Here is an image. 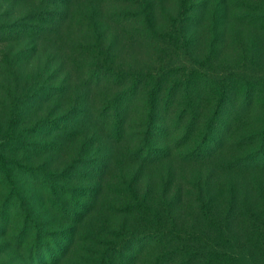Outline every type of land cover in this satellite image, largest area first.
Masks as SVG:
<instances>
[{
    "label": "rangeland",
    "instance_id": "1",
    "mask_svg": "<svg viewBox=\"0 0 264 264\" xmlns=\"http://www.w3.org/2000/svg\"><path fill=\"white\" fill-rule=\"evenodd\" d=\"M228 4L71 0L49 30L0 0L47 28L0 43V264H264V24Z\"/></svg>",
    "mask_w": 264,
    "mask_h": 264
},
{
    "label": "trees",
    "instance_id": "2",
    "mask_svg": "<svg viewBox=\"0 0 264 264\" xmlns=\"http://www.w3.org/2000/svg\"><path fill=\"white\" fill-rule=\"evenodd\" d=\"M11 1L22 2L25 0H11ZM40 1L44 4L53 5L55 7H60L61 9L60 10L50 9L46 12H42V14L44 13V14L48 15V18H45L46 20H43L44 18L42 17L41 13L37 12L36 14L30 13L24 17L25 19L18 20V21H12L11 23L6 24L4 22H0V43L10 44V45H16V44L24 45V49H23L24 51L23 52H26L29 50L28 47L34 46L36 44V40H34V35H36V34L40 35L42 33V31H40V29L46 28V27L44 28V27H39V26L33 25L32 24L33 21L43 20V21L49 22L50 26H47V27L50 30V29H54V23L61 21V20L66 18L67 14H68L67 8H68L71 0H40ZM233 2L236 3V0H230V4H228V7H230V9L231 8L233 9V6L235 9H237L238 7H236V6L241 5L242 10L245 9V11L246 10L250 11V12H245L243 14H239V15L235 16V18L238 22H240L242 24H252L253 23V25H257V26L261 22L264 24V15L262 16V12H260V13L253 12V10L255 8H259V7H256V6L249 4V3H246L244 1L240 2V3H236V5L233 4ZM237 4H239V5H237ZM28 17H30V18H28ZM4 19L5 18H3L2 20H4ZM27 57H31V56H27ZM41 90H42V88L40 89V92H41ZM158 90H159V87H157V91ZM174 90H175V88L172 87L170 92H169V99L171 97H173V95H175ZM50 91H51V88H46L44 91V94L41 96L40 94H37L38 90H36L35 96L34 97L32 96L30 98L31 103L34 102L32 99H35V101L37 103H39L40 105H43L44 103L49 101L51 99V97L53 96V93H50ZM214 116H216V113H214ZM15 117L16 118L21 117V114L19 113V111L15 112ZM196 120H197V117H196ZM46 121L50 122V120H47L44 118L37 119L35 126H33L30 129V131L35 133L37 131L38 126L41 123H44ZM211 121H212V119L208 123H210ZM195 123H196V121L191 123V125L192 124L194 125ZM13 126L7 127L9 129L7 136H9L10 141H14L15 139L13 137H15L20 132V131H17L16 127H13ZM228 130L229 129H227L226 131H228ZM206 132H207V136L205 139H206L207 144H204L203 147L198 148V151H200L199 153H201L203 150L207 151L208 148L210 147V145L214 143L213 135L215 134V131L210 130L208 128V129H206ZM50 133H51V131L49 132L48 135H50ZM203 142H205V141H202V143ZM11 160H13V159L8 158L6 155H4L0 152V165H2V167H5V168L9 167V170L12 171V168L15 167V165L10 164V163H12ZM7 172H8V170H7ZM3 233H5V231H3L0 235H3Z\"/></svg>",
    "mask_w": 264,
    "mask_h": 264
}]
</instances>
